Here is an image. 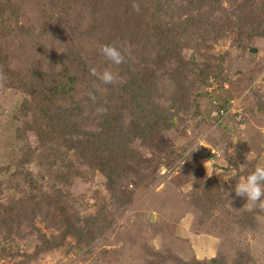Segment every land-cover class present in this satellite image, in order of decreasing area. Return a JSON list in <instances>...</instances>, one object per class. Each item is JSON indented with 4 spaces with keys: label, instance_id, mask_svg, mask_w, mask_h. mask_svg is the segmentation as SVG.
<instances>
[{
    "label": "rangeland",
    "instance_id": "374dc122",
    "mask_svg": "<svg viewBox=\"0 0 264 264\" xmlns=\"http://www.w3.org/2000/svg\"><path fill=\"white\" fill-rule=\"evenodd\" d=\"M13 1L20 6L19 23L24 31L16 30L5 44L12 55V67L24 73L37 67L48 70L52 53H59L62 43H73L85 51L90 46L101 48L106 42L102 31L109 33L111 29L103 20L100 24L94 23L93 17L101 15V0H54L50 15L58 16L49 22L43 21L45 25L39 24L36 3ZM241 1H225L224 4L236 8ZM47 8L52 9V6ZM62 8L68 10L62 12ZM106 9L104 6V11ZM238 17H243L241 12L233 16V21H239ZM58 30L59 36L66 40L55 39L54 31ZM252 47H256L257 52H251ZM198 50L210 58L207 62L212 70L207 76H198L195 71L188 73L197 93L200 113L195 112L194 106L186 114L174 115L173 126L150 147L145 127L154 128V123L148 116L163 108L175 111L167 100L170 91L162 84L179 66L177 61L167 60L156 70L157 76L149 87L152 88L147 90L148 100L156 108L148 107L146 117L136 115L134 108L123 111L119 121L124 128L123 137L116 140V147L112 149L116 160L113 165L117 167L114 186L108 189L107 178L88 165L86 158H78V167L85 172L78 176V195L85 196L86 201L80 207L84 210L79 228L86 234L93 233L98 225L87 220L88 215L97 213L102 218L108 216L110 226L96 230L89 244L84 241V235L78 236L77 244V237L69 234L61 246L37 255L35 250L45 246L43 240H51L59 233V227L38 214L35 224L42 229V235L26 222L20 234L10 235L14 241H6L0 235V264H183L179 260L190 262L193 259L212 264L210 260L214 257L220 258L222 264H264V213L251 218L252 224L231 213L248 208L244 198L238 202L239 207L231 200L217 204L221 202L220 197H224L222 189L220 193L217 190L221 172L227 171L222 181L231 186L230 163L241 162L242 150L250 159L255 158L257 151L252 140L259 133L264 134V112L259 110L256 101L258 94H264V36L255 37L242 46L230 31L218 41L187 49L185 58L192 55L202 58ZM95 54L96 58H89V63L96 62L98 72L107 69L117 74L113 65H105L106 57L98 51L92 56ZM204 66L202 62L200 67ZM86 87L79 78L78 97ZM97 89L103 95L110 93L100 84ZM22 99L21 92L0 80V175H6V166L21 156L26 140L36 154L42 151L34 129L25 132L26 140L18 136L17 129L23 124L18 116ZM222 105L228 109L223 110ZM181 115L184 123L178 124ZM128 128L138 132L133 136ZM241 145L244 148L240 149ZM124 148L134 149L141 156L126 163L120 156ZM233 151L235 155L231 154ZM30 158L27 166L39 172L41 168L35 155ZM158 164L159 169L155 168ZM258 164L264 165V150ZM44 180L46 190L53 192V181L49 176ZM4 189L3 202L11 201L12 195L20 196L14 188ZM151 247L174 257L161 263L150 253Z\"/></svg>",
    "mask_w": 264,
    "mask_h": 264
},
{
    "label": "trees",
    "instance_id": "16d2710c",
    "mask_svg": "<svg viewBox=\"0 0 264 264\" xmlns=\"http://www.w3.org/2000/svg\"><path fill=\"white\" fill-rule=\"evenodd\" d=\"M32 1L36 3L35 10L39 11L37 14L40 16L39 24H43V21L49 22L58 16L53 13L50 15V11L54 9V0ZM101 1L103 2L101 15L93 17L94 23L100 24L103 20L107 22L106 26L111 28V33L102 31L106 36V42L102 45L115 44L123 49L126 55V61L120 65H115L108 59L104 62L106 66L111 64L115 67L118 75L115 84H105L89 71L90 67L97 69L96 62L90 64L89 58H96L97 54L92 56L96 51L102 55L99 46L96 49L90 46L85 51L73 43H62L61 51L51 54L53 59L48 70L37 67L24 73L13 68L12 55L5 40L18 29L24 31V26L19 23L20 6L13 0H0V80L23 94L18 109V116L23 124L17 129L18 136L26 140L25 132L34 129L42 149L36 154L26 140L21 149V156L8 163L6 175H0V235L5 237L6 241H14L10 235L20 234L24 222L28 226H33L34 231L42 235V229L35 224L38 214L42 215L48 223L59 227V233L51 240L44 239V248L41 245L35 250L37 255L49 248L61 246L69 234L77 237V244L78 236L84 235V241L89 244L96 235V230L110 226L108 216L102 218L97 213L88 215L90 218L87 222L98 225L95 231L92 230L93 233L86 234L79 228L84 210L80 207L84 206L86 201L85 196L78 195V176L85 173L78 167V158H86L88 165L107 178L110 186L108 189L114 186L117 167L113 165L116 160L114 161L112 149L116 147V140L123 137L124 129L120 127L119 121L123 117V111L134 108L136 115L144 117L148 114L146 113L148 107L156 108L148 100L147 90L152 88L149 87L157 76L156 70L160 69L159 66H164L170 59L178 63L179 69L171 73L170 78H165L162 84L170 91L167 100L175 111H164L163 108L148 116L155 128L145 127V136L150 141V147L160 140L164 131L173 126L174 115L180 114L179 112H183L182 115L186 114L194 106L195 112H201L198 110L197 93L193 89L194 85L190 84L188 73L195 71L198 76L209 75L212 70L207 60L210 58L200 52L201 50L198 52L202 58L198 59L193 55L185 58L184 52L187 49L202 46L206 42L218 41L230 34V31L242 46L248 41H253L255 37L264 36V0H261V3L258 0H242L236 8L225 6V1L231 0ZM133 3L139 4L138 12L133 10ZM47 6H52V9H48ZM104 6L108 8L105 11ZM67 10L61 9L62 12ZM239 12L243 17H238L239 21H233V16ZM59 30L54 31L57 37L55 39L66 40L59 36L61 34ZM104 35L101 34L103 37ZM101 36L99 38L103 41ZM212 54L214 55L213 52ZM202 62L205 64L204 67H200ZM79 78L87 87L78 97ZM99 84L109 89L110 93L103 95L98 92ZM256 101L259 110L264 112V94H258ZM222 109L228 108L222 105ZM182 115L178 124L184 123ZM128 129L132 131L133 136L138 132L133 128ZM252 143L254 150L257 151L255 158L250 159L242 150L241 162L230 163L232 185L222 181L227 171L223 170L218 177L217 190L220 193L221 188L224 197H220L221 202L217 204L223 205L225 201L231 200L239 207L238 202L243 198L235 196L234 185L253 171L259 163L264 150V134L259 133ZM239 148H244V145ZM34 155L37 165L41 168L37 173L27 166L30 157ZM120 156L126 163H130V160H137L141 154L134 149L124 148ZM155 168L159 169V164ZM47 176L53 181V192L46 190L43 184ZM4 187L14 188L20 196L16 198L12 195L9 198L11 201L3 202L1 194L5 190ZM247 207L231 213L240 218L244 217L247 222L254 224L251 218L263 214L264 209L259 203L251 208L249 205ZM99 218H102V221ZM150 253L161 260L159 261L161 263L173 256L152 247ZM179 261L183 264H209L207 260L199 259L190 262ZM220 261L221 259L217 257L210 260L212 264H222Z\"/></svg>",
    "mask_w": 264,
    "mask_h": 264
},
{
    "label": "clouds",
    "instance_id": "9594fccd",
    "mask_svg": "<svg viewBox=\"0 0 264 264\" xmlns=\"http://www.w3.org/2000/svg\"><path fill=\"white\" fill-rule=\"evenodd\" d=\"M133 10L139 11L140 6L133 3ZM101 54L115 65H120L126 61L125 51L115 44H104L100 48ZM91 75L97 76L105 84H115L118 81V75L109 70H104L98 73L95 67L89 69ZM235 155V151L231 152ZM212 174L209 173V176ZM234 193L236 197H241L248 202L249 207L259 203V206L264 209V165L257 164L245 178L234 185ZM230 196V192L228 191Z\"/></svg>",
    "mask_w": 264,
    "mask_h": 264
},
{
    "label": "water",
    "instance_id": "95a60500",
    "mask_svg": "<svg viewBox=\"0 0 264 264\" xmlns=\"http://www.w3.org/2000/svg\"><path fill=\"white\" fill-rule=\"evenodd\" d=\"M257 50H258V49H257L256 47H252V48H250V51H251V52H254V53L257 52Z\"/></svg>",
    "mask_w": 264,
    "mask_h": 264
}]
</instances>
